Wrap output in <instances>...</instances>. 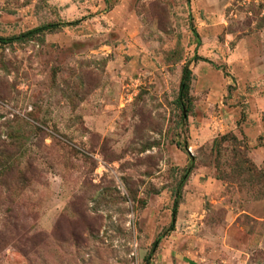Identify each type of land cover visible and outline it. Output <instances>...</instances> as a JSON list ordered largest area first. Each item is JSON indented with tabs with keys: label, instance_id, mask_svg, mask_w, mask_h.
<instances>
[{
	"label": "rangeland",
	"instance_id": "rangeland-1",
	"mask_svg": "<svg viewBox=\"0 0 264 264\" xmlns=\"http://www.w3.org/2000/svg\"><path fill=\"white\" fill-rule=\"evenodd\" d=\"M74 21L0 43V264H264V0H0Z\"/></svg>",
	"mask_w": 264,
	"mask_h": 264
},
{
	"label": "trees",
	"instance_id": "trees-1",
	"mask_svg": "<svg viewBox=\"0 0 264 264\" xmlns=\"http://www.w3.org/2000/svg\"><path fill=\"white\" fill-rule=\"evenodd\" d=\"M79 21H74V22H69V23H49L46 25H42L40 27H36L34 29L28 30L24 33H21L20 35L17 36H12L9 38H2L0 37V43L1 44H14V43H23L26 42L28 40H30L31 38L38 36L40 34L43 33H49V32H53L55 30H57L60 27L63 26H75ZM194 34L196 35L194 29H193ZM202 59H200V57H197V55H194L191 59H189L186 64L183 67L182 70V75H181V79H180V85H179V103L180 105L183 106V99L186 98L187 92L189 90V82H190V76H191V72L189 69V65L192 62H197L200 61ZM182 121L185 122L186 121V116L184 115L182 117ZM24 150H21L19 147L17 146H2V144L0 145V179L7 181L9 179L12 178V176H17V178H20V175L22 174V172L20 171L19 166L10 163L9 158L12 156H15L16 154H18V152H22ZM192 168V161H190L189 167L185 170L183 177L181 178V181L179 183V188H181L183 186V182L186 178V176L189 174L190 169ZM178 188V194L175 195L174 198V204H173V209H172V216H171V222L169 227L166 229V233H169L171 231L174 230V224H175V216H176V210H177V204L179 201V189ZM161 240V236H159L155 242L153 243L154 247H157V245L159 244ZM146 264H150V261L146 260Z\"/></svg>",
	"mask_w": 264,
	"mask_h": 264
}]
</instances>
